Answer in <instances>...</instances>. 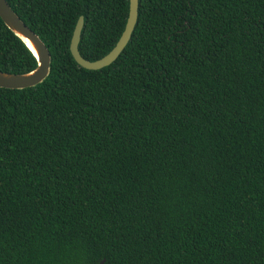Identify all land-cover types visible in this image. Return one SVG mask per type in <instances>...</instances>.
I'll return each instance as SVG.
<instances>
[{
  "label": "trees",
  "instance_id": "1",
  "mask_svg": "<svg viewBox=\"0 0 264 264\" xmlns=\"http://www.w3.org/2000/svg\"><path fill=\"white\" fill-rule=\"evenodd\" d=\"M44 43L0 88V264H264V0H6ZM35 58L0 20V72Z\"/></svg>",
  "mask_w": 264,
  "mask_h": 264
},
{
  "label": "water",
  "instance_id": "2",
  "mask_svg": "<svg viewBox=\"0 0 264 264\" xmlns=\"http://www.w3.org/2000/svg\"><path fill=\"white\" fill-rule=\"evenodd\" d=\"M137 0H128V12L123 30L114 46L101 58L88 61L83 59L78 51L80 31L83 25V18L79 16L75 22L70 42L69 53L74 62L85 70H99L110 65L124 49L130 39L131 33L136 24ZM0 20L4 26L17 37L35 58L34 69L23 74H11L0 72V88L21 90L40 84L49 73L50 55L44 43L32 32L11 10L6 0H0ZM29 42L30 46L27 44ZM101 260L98 264H102Z\"/></svg>",
  "mask_w": 264,
  "mask_h": 264
},
{
  "label": "bare ground",
  "instance_id": "3",
  "mask_svg": "<svg viewBox=\"0 0 264 264\" xmlns=\"http://www.w3.org/2000/svg\"><path fill=\"white\" fill-rule=\"evenodd\" d=\"M27 44L30 46L29 42H27ZM31 47V46H30Z\"/></svg>",
  "mask_w": 264,
  "mask_h": 264
}]
</instances>
